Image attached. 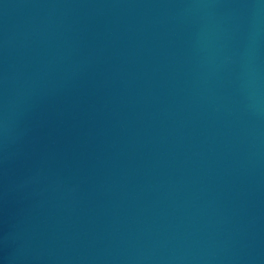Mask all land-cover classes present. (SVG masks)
Instances as JSON below:
<instances>
[{
    "label": "water",
    "instance_id": "95a60500",
    "mask_svg": "<svg viewBox=\"0 0 264 264\" xmlns=\"http://www.w3.org/2000/svg\"><path fill=\"white\" fill-rule=\"evenodd\" d=\"M0 264H264V0H0Z\"/></svg>",
    "mask_w": 264,
    "mask_h": 264
}]
</instances>
